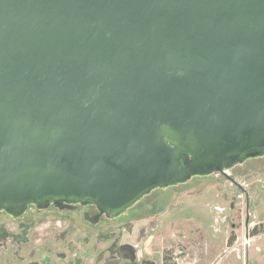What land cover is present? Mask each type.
I'll use <instances>...</instances> for the list:
<instances>
[{"label": "water", "instance_id": "water-1", "mask_svg": "<svg viewBox=\"0 0 264 264\" xmlns=\"http://www.w3.org/2000/svg\"><path fill=\"white\" fill-rule=\"evenodd\" d=\"M263 153L264 0H0V210L114 217Z\"/></svg>", "mask_w": 264, "mask_h": 264}, {"label": "rangeland", "instance_id": "rangeland-1", "mask_svg": "<svg viewBox=\"0 0 264 264\" xmlns=\"http://www.w3.org/2000/svg\"><path fill=\"white\" fill-rule=\"evenodd\" d=\"M263 163L264 153L234 164L228 170L232 183L213 173L153 187L97 224L77 212H39L31 204L17 217L1 211L0 264H45L46 258L48 264H109L111 256L117 264H162L164 256L177 264H264ZM186 190L196 197L191 203L178 201ZM37 214L63 220L27 226ZM254 226L258 232L251 234ZM120 245L135 249V262Z\"/></svg>", "mask_w": 264, "mask_h": 264}, {"label": "flooded vegetation", "instance_id": "flooded-vegetation-1", "mask_svg": "<svg viewBox=\"0 0 264 264\" xmlns=\"http://www.w3.org/2000/svg\"><path fill=\"white\" fill-rule=\"evenodd\" d=\"M246 159V158H245ZM244 159V160H245ZM244 160L242 162H244ZM241 162V163H242ZM264 167V163H263V166ZM255 172V170H254ZM229 176V174H227ZM230 177V176H229ZM231 178V177H230ZM231 180V179H229ZM232 182H235V180H231V183ZM242 184V183H241ZM32 206L35 207V205L31 204ZM54 208L55 210L57 211H60V212H66V211H72V212H77L80 216H82L87 222L89 223H92L90 220H95L94 223L92 224H97L101 219H109V218H112V217H106V215L104 213H101L98 208L94 205V204H87V205H81L79 203H71L69 205L68 208H64V209H59L57 208L55 205H53L52 203L49 205L48 208L46 209H38L36 208L37 210L40 211H47L49 210V208ZM28 208V207H27ZM3 211V210H0V212ZM40 216V214H37L36 216H34L32 222L30 224H28L27 226L31 227V226H34L36 223H37V220L39 219L38 217ZM14 217V216H13ZM49 218L50 219H55L56 221L57 220H63V217L62 215H52L50 214L49 215ZM49 220V219H48ZM76 223L73 219L72 220H69V223ZM27 226L25 225H21L22 228H26ZM27 227V228H29ZM1 243V242H0ZM115 244V242H113L111 245ZM129 247V246H128ZM131 247V246H130ZM133 248V247H132ZM47 260L45 261V264H48V258H46ZM25 264H37V263H33V262H29V263H25Z\"/></svg>", "mask_w": 264, "mask_h": 264}, {"label": "trees", "instance_id": "trees-1", "mask_svg": "<svg viewBox=\"0 0 264 264\" xmlns=\"http://www.w3.org/2000/svg\"><path fill=\"white\" fill-rule=\"evenodd\" d=\"M213 173H215V172H213ZM213 173H209V174H213ZM208 175V174H207ZM224 177H226L225 175H223ZM193 192L192 191H188V190H186V191H184L182 194H192ZM181 194V195H182ZM41 212H45V211H41ZM39 219V221H41V220H46V219H48L49 218V216H45V214H42V215H40L39 217H38ZM44 220V221H45ZM258 228L256 227V226H254L252 229H251V234H254V233H257L258 232V230H257ZM113 246H115V249H116V245L115 244H113L112 245V247ZM118 249L119 250H124V249H129L130 250V254L128 255L129 257H127V259L129 260V261H134L135 262V249L134 248H132V247H128V246H124V245H120V246H118ZM111 262V264H117L116 263V261H117V259L115 258V256L113 257V256H111V260H110ZM109 263V264H110ZM162 264H177L174 260H173V258L172 257H169V256H164L163 257V261H162Z\"/></svg>", "mask_w": 264, "mask_h": 264}, {"label": "crops", "instance_id": "crops-1", "mask_svg": "<svg viewBox=\"0 0 264 264\" xmlns=\"http://www.w3.org/2000/svg\"><path fill=\"white\" fill-rule=\"evenodd\" d=\"M194 198H196V197L195 196H192V195H188V194H182L179 197L178 201L179 202L181 201V202H184V203H191L192 201H194Z\"/></svg>", "mask_w": 264, "mask_h": 264}, {"label": "built area", "instance_id": "built-area-1", "mask_svg": "<svg viewBox=\"0 0 264 264\" xmlns=\"http://www.w3.org/2000/svg\"><path fill=\"white\" fill-rule=\"evenodd\" d=\"M227 174H228V171H227ZM217 210H220V209L217 208Z\"/></svg>", "mask_w": 264, "mask_h": 264}]
</instances>
